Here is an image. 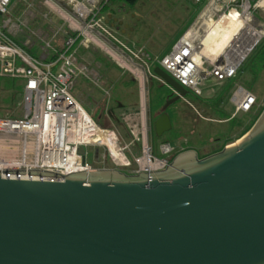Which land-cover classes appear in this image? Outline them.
<instances>
[{
    "label": "water",
    "instance_id": "water-1",
    "mask_svg": "<svg viewBox=\"0 0 264 264\" xmlns=\"http://www.w3.org/2000/svg\"><path fill=\"white\" fill-rule=\"evenodd\" d=\"M153 70L178 92L166 105L186 93ZM0 264H264V109L236 142L164 170H0Z\"/></svg>",
    "mask_w": 264,
    "mask_h": 264
},
{
    "label": "built area",
    "instance_id": "built-area-1",
    "mask_svg": "<svg viewBox=\"0 0 264 264\" xmlns=\"http://www.w3.org/2000/svg\"><path fill=\"white\" fill-rule=\"evenodd\" d=\"M22 1L40 2L62 24L48 41L38 36L45 44L38 45L40 54H36L31 51L35 44L30 35L18 42L10 31L15 30L10 28L14 27L11 18L2 19L0 74L23 82L24 103L20 116H0V170H47L60 175L87 169H117L126 174L164 170L175 155L185 151L186 140L176 144L162 141L159 154L153 151L149 77L165 83L153 68L161 67L200 96L206 80L222 83L235 77L264 39V17L257 16L264 11V0H206L195 20L161 57H152L143 47H128L113 34L104 12L107 0ZM12 2L0 0V14H7ZM231 13L241 26L227 35L216 52H204L212 26ZM89 48L101 50L136 83L137 110L126 112L122 120L131 134L129 142L115 129L99 124L71 92L80 75L101 84L99 76L90 77V70L77 62L79 50ZM101 88L106 95L108 91ZM229 101L235 112H249L257 105L256 95L241 84L234 85ZM88 146L92 148L91 161L87 159Z\"/></svg>",
    "mask_w": 264,
    "mask_h": 264
},
{
    "label": "rangeland",
    "instance_id": "rangeland-1",
    "mask_svg": "<svg viewBox=\"0 0 264 264\" xmlns=\"http://www.w3.org/2000/svg\"><path fill=\"white\" fill-rule=\"evenodd\" d=\"M151 2L159 5H155L157 9L151 7ZM138 9V25L133 33L122 37L111 30L128 47H143L152 57H161L170 50L173 43L171 35L174 26L178 25V19H175L183 18L185 10L177 0H149ZM45 13L47 18L43 17ZM257 16L264 17V11ZM8 17L14 24L10 27L15 29H10L14 38L22 43L30 35V42L35 44L31 51L36 54H40L38 45L45 44L38 36L48 41L52 31L62 24L55 14L36 1L13 0L8 13L0 14V26L2 19ZM77 62L90 70V77L99 76L101 84L97 86L80 75L75 78L71 92L99 124L115 129L124 141L129 142L131 134L122 120L126 112L135 113L137 110L138 92L134 79L97 48L80 49ZM235 84L245 86L256 95L257 105L253 110L245 113L234 111L228 95ZM101 86L108 91L106 95ZM171 94L173 92L166 83L149 77V141L155 154H159L162 141L176 144L186 140L185 150L192 147L199 156L215 153L236 142L251 129L264 109V39L232 79L222 83L206 80L203 95L197 96L186 89L182 97L166 105ZM23 103V82L0 74V116H20ZM162 111L169 115L171 127L158 136L153 122ZM85 149L87 159L91 161L92 148L88 146Z\"/></svg>",
    "mask_w": 264,
    "mask_h": 264
},
{
    "label": "crops",
    "instance_id": "crops-1",
    "mask_svg": "<svg viewBox=\"0 0 264 264\" xmlns=\"http://www.w3.org/2000/svg\"><path fill=\"white\" fill-rule=\"evenodd\" d=\"M177 1L180 3L181 7L185 10V13H184L183 18L175 19V20L178 19V25L174 26L175 29L171 35V38L173 40L172 45L181 36V34L190 26V24L195 20L196 16L198 15L200 9L202 8L206 0H198V1L177 0ZM148 2L149 0H113L109 3L106 9H104V12L106 15V23L109 25L110 28H112L120 36L127 37L128 35L133 33L134 29L138 25L137 24L139 20L138 13H137L139 11L138 8H141L142 5ZM150 5L153 9H157L156 6H159L152 2ZM153 9H152V12L153 11L155 12V10ZM156 57H160V55H156ZM231 90H229L230 93H231ZM229 95H228V98H229ZM191 148L187 150H191L195 152L197 158H202V157L207 156V155L199 156L198 152H196L194 149H191Z\"/></svg>",
    "mask_w": 264,
    "mask_h": 264
},
{
    "label": "bare ground",
    "instance_id": "bare-ground-1",
    "mask_svg": "<svg viewBox=\"0 0 264 264\" xmlns=\"http://www.w3.org/2000/svg\"><path fill=\"white\" fill-rule=\"evenodd\" d=\"M235 15L231 13L230 15L224 17L222 20H219L215 23L210 33L205 38V49L204 52L212 51L216 52L221 48L224 43L227 35H229L236 28L241 26V22L236 18Z\"/></svg>",
    "mask_w": 264,
    "mask_h": 264
},
{
    "label": "trees",
    "instance_id": "trees-1",
    "mask_svg": "<svg viewBox=\"0 0 264 264\" xmlns=\"http://www.w3.org/2000/svg\"><path fill=\"white\" fill-rule=\"evenodd\" d=\"M111 1H113V0H107V2H106V6H104V9H106V7L109 5V3H110ZM171 95H174V94H171Z\"/></svg>",
    "mask_w": 264,
    "mask_h": 264
},
{
    "label": "flooded vegetation",
    "instance_id": "flooded-vegetation-1",
    "mask_svg": "<svg viewBox=\"0 0 264 264\" xmlns=\"http://www.w3.org/2000/svg\"><path fill=\"white\" fill-rule=\"evenodd\" d=\"M173 97H174V96L171 95L169 99H171V98H173ZM169 99H168V100H169ZM173 101H174V100H173ZM163 112H165V111H162L160 114H162ZM160 114H158V116H159ZM158 116H157V117H158ZM155 119H156V118H154V120H155Z\"/></svg>",
    "mask_w": 264,
    "mask_h": 264
}]
</instances>
